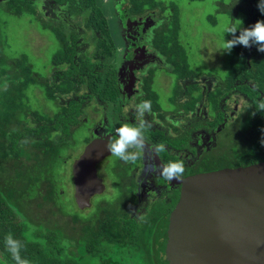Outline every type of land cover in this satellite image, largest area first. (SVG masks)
Segmentation results:
<instances>
[{"label": "trees", "instance_id": "trees-1", "mask_svg": "<svg viewBox=\"0 0 264 264\" xmlns=\"http://www.w3.org/2000/svg\"><path fill=\"white\" fill-rule=\"evenodd\" d=\"M42 1L53 5L54 7H50L55 10L59 9L62 17L59 24L56 21L45 23L47 28L53 30L60 45L59 50L51 58L48 74L45 75L34 70L27 54L18 56L7 54L10 44L4 30L7 22L3 17L5 10L16 17L27 16L30 21L40 20L38 5ZM234 1L238 3L237 7L234 9L233 3H230L226 4L225 10L229 9V14H232V28L237 30L235 35L238 36L240 30L250 28L257 21H264V13L258 9L261 0H232ZM122 7V12L129 18L145 17L157 12L159 8L165 12L168 8L172 10L166 12L171 16L167 24H162L158 20L154 28H151L147 39L151 45L148 48L152 47L159 51L167 56L169 61H176L177 68L174 75L178 82L180 79L194 80L187 86L189 90L186 94L189 95L190 100L195 97L205 98L213 108L218 109L223 99L235 88L244 90L249 95L252 94L254 98L255 108L250 110L239 124L237 138H233L232 142L224 137L214 139L215 142L217 140L216 147L208 151L202 149L200 151L199 146L191 143L190 132L186 139H181L180 136L175 140L176 137L166 132L156 130L157 133H154L150 132V128H146L145 134L151 136L153 140L156 139L158 144H168L177 148H184L186 145L191 156L188 165L183 161L185 166L183 176L263 162L264 112L257 110L259 102L264 101V52L258 51L257 45L249 48L236 45L230 52L228 73L225 78L220 77L223 86L215 90L208 89L207 86L202 87L201 83L195 81L194 78L199 72L193 69L186 46L180 41V33L183 32L180 8L173 4L168 6L164 0H122ZM72 19L77 20L79 24L66 27ZM210 22L214 27L218 24L213 16ZM87 34L89 40L83 38ZM226 38L230 40L233 36L227 34ZM90 42L94 44L92 51L87 49ZM116 48L110 20L100 0H0V157L10 153L14 156L13 160L19 161L22 156L28 159L35 156L37 162L43 166L26 169L23 166L22 172L16 177L18 181L38 186L35 182L38 181V169H40L43 173L40 179L51 183V173L56 174V170L65 163L63 153L71 146L70 142L73 139L77 140L87 128V124L80 122L85 107L96 103L115 109L121 104L119 72L113 61ZM209 74L208 72V76ZM31 88H34L33 91L36 89L35 94L38 92L37 89L43 91L47 102H56V105H50L49 102L45 106L33 105L29 95ZM145 88L148 100L152 98L151 104L157 102L160 104L162 97L147 85ZM194 91L197 95L192 94ZM178 94L183 95L181 85L177 90V96L170 97V101L176 107H183L182 97L178 100L179 105H176ZM34 123L36 126H33ZM77 124L80 126L74 127ZM177 160L180 159L170 157L169 162ZM179 193L180 191L170 202L167 212L176 207L180 199ZM54 197V199L59 198ZM61 205V211L68 214L66 207ZM74 220L77 222L78 217ZM6 229L8 233H4V228H0V248L2 247L4 255L6 254L4 258L9 264H16L5 244L9 234L21 241L23 247L20 256L30 264H128L123 259L124 252L121 246L117 254H114V251L108 254L106 250L110 247L106 242L111 243L113 237H117L114 235L112 239L109 238L118 228L87 226L75 245L68 228L60 227L58 230L46 228L39 232L35 231L33 239L28 237V231L25 232L20 227ZM127 230L132 242H136L133 235L138 237L136 234L138 229L132 225L128 226ZM153 244L155 241L152 245L143 246L149 250L150 263L156 264V248ZM26 250L28 252H25Z\"/></svg>", "mask_w": 264, "mask_h": 264}, {"label": "flooded vegetation", "instance_id": "flooded-vegetation-1", "mask_svg": "<svg viewBox=\"0 0 264 264\" xmlns=\"http://www.w3.org/2000/svg\"><path fill=\"white\" fill-rule=\"evenodd\" d=\"M156 13L157 12H152L145 17L127 18L140 26V30L137 33L139 34L138 38L140 43L138 45L141 47L140 55L151 52L154 56L152 69L155 68L161 72L165 70L166 74H174L177 68L176 61H169L168 57L162 55L159 51L152 49V47L150 49L148 48V46L151 45L147 40L151 28H154L157 22H161L159 19V21L153 19ZM170 17L169 14L165 24L168 23ZM147 22H149V26L146 24ZM145 25L148 26V28ZM140 35L143 38L142 41H140ZM170 56L172 57V55ZM163 63H165V66L162 67ZM168 69H170V71L172 70V72H169ZM145 70H147L146 65L144 67H139L137 72L134 73V76L130 77V83L126 91H124L120 72L118 70L122 93L121 104L115 109H110L109 107H104V105H98L96 103L89 104L90 107H85V113L80 122L87 124V128L82 135L78 136L79 138H77V140L73 139L72 142H70L71 146L67 147L66 151L63 153L65 163H69V169H67V173H69V184L67 187L72 195L71 202L73 206H76L81 212L91 208H95L96 211L91 216L84 218L76 214L74 209H67L69 213L64 214L61 211V204L64 205L65 201H63L64 191L62 190L60 168L56 170V174L51 173V183L50 181L45 182L40 179L43 173L38 169V181L35 182L38 186L34 184L29 185V183L26 184L23 181H18L16 177L22 172L23 166L24 169L27 167L37 168L43 167L42 164L40 165L37 162V157L35 156L30 159L22 156V159L20 160L19 158V161H17L13 160L14 156L9 153L6 156L0 157V228H4V233H8V231H6L8 227H20L25 232L28 231V237L33 239V233L35 231L39 232L46 228L57 230L60 227L63 229L68 228L70 236L74 239L73 244L75 245L83 235V229L87 228V226L95 228L106 227L107 229L110 227L114 229L118 228L114 230V233L109 238L112 239L114 235H117V237H113L114 240L111 241V243L106 242L110 245L109 248H106L108 254H111L112 251H114V254L119 253V248L121 246L122 252L125 253H123V259H125L126 263L152 264L149 261V250L144 246L152 245V242L155 241L153 245L156 248V264H161L158 242L160 224L162 220L175 209L174 207L171 211L167 212L170 202H172L178 191H180L179 194L181 197V180L192 175L182 176L180 180L173 179L169 181L162 177L158 171H150V167L153 165L159 167L160 165L167 164L169 163L170 157H177L185 161L188 165L189 157L191 156L188 148L186 145H184V148H177L166 144V151L156 155L146 147L141 152L140 159L134 164L125 163L117 157H114L107 148L109 141L116 138V130L120 127L115 125L110 128V123H115V121L119 120L123 124L125 123L132 126L139 125L140 121L136 119V107H133L129 103L135 102L137 103L136 105H138L142 101L148 100L145 87L147 85V87L152 88V84L155 83L156 71L153 70L155 73V75H153L149 72L148 74L144 73ZM209 73L208 76V73L199 72V75L194 79L197 83H201L202 87L207 86L208 89L215 90L219 86H223V81H221L220 76H216L211 72ZM170 79V83H172V78ZM193 82L194 80L188 81V79H180L179 81L180 85L186 88V92L179 96L186 98L185 100L181 98L184 105L183 107H176L173 104L161 102L160 104L158 102L151 104V113H145L143 117V119L151 125V127H149L151 130L150 132L157 133L156 130H160L176 137L175 140L180 136H182L181 139H186L190 132L189 137L191 138V143L199 146L200 151L201 149L208 151L212 147H216L215 143L220 137H224L227 141L232 142V139L235 138L236 133H238V126L243 122L245 115L255 108L253 106L254 98L252 94L249 95L244 90L241 91L233 86L235 89L223 99L220 108L217 109L213 108L210 105L211 103L205 98L196 99L195 97L190 100L189 95L186 94L189 90L187 86L189 83L191 84ZM191 90L193 91L194 88ZM157 93L161 96L159 92ZM192 94L197 95V92L194 91ZM161 97H163V95ZM232 100L241 102V107L235 109L234 107L236 106H233ZM94 107H98L99 110L96 111ZM95 117L99 119L96 120L97 118ZM175 122H178L179 126H177ZM33 126H36V123H34ZM77 126H80V124L74 125V127ZM145 136L148 145L158 144L156 139L153 140L150 138L151 136L147 134H145ZM204 137L209 140V145L205 143ZM214 139H217L216 142ZM91 146H93V152L96 156H98V153H100L101 156L103 155V158L96 164V169L104 185V190L102 193L96 194L91 198V206L80 209L75 198L76 189L73 166L75 162L83 156L87 148ZM146 150L148 151L147 155ZM60 156L59 154L58 157ZM110 159L113 160V163L109 161ZM107 162V170L109 173L113 174V181L106 176L108 173L105 174L103 171V164ZM116 187L119 188L120 194ZM115 188L118 191V196L108 197V199L102 201L99 200L106 195L105 193L107 191H111L112 189L114 191ZM54 196H58L59 198L54 199ZM109 199L113 200V204L109 202ZM45 208H47L48 212H44ZM77 217L78 221L76 222L74 218ZM132 225L134 228L138 229V233H136L138 237L136 238L133 235V239L136 242H132V237L128 235V226ZM25 252L28 251L26 250ZM5 255L1 247L0 264L3 262V264H9L8 260L4 258Z\"/></svg>", "mask_w": 264, "mask_h": 264}, {"label": "water", "instance_id": "water-1", "mask_svg": "<svg viewBox=\"0 0 264 264\" xmlns=\"http://www.w3.org/2000/svg\"><path fill=\"white\" fill-rule=\"evenodd\" d=\"M99 141V140H97ZM88 147L74 166L80 209L104 190ZM175 209L161 222V264H264V162L181 180Z\"/></svg>", "mask_w": 264, "mask_h": 264}, {"label": "rangeland", "instance_id": "rangeland-1", "mask_svg": "<svg viewBox=\"0 0 264 264\" xmlns=\"http://www.w3.org/2000/svg\"><path fill=\"white\" fill-rule=\"evenodd\" d=\"M164 1L166 4H168V6L173 4L181 9L180 16L182 19L181 24L183 26V32L181 31L180 33V41L186 46V50L189 55V61L193 69L196 72H211L216 76L225 78L226 74L228 73L230 53L223 50V43L225 40H227L226 35L228 34L225 33V30L232 28V14H229V9L225 10V7L227 6L226 4L233 3L232 6L235 9L238 3L236 4V2H232V0H203L195 2L190 0ZM100 3L102 4L103 9L110 20L112 36L117 47L113 61H115L120 72L124 91L128 90L130 77L134 76V73L137 72L139 67H144L146 65L147 70H145L144 73L148 74L149 72L150 74L155 75L154 71H156L155 83L152 84V89L156 92H159L161 96L163 95L161 98V103H169L172 105L173 103L170 101V97L174 98L175 95L177 96V90L180 85L176 79V76L171 73L166 74L165 70L161 72L158 69H152L154 56L151 52H146V54L140 55L141 47L138 45L140 43L138 38L139 34H137L140 30V26L139 24L130 21L127 16L124 15V12H122V0H100ZM118 5L119 7H117ZM38 6L40 10V12H38V18L40 20L35 19L32 21H30L27 16L16 17L14 15H10L8 11L3 10V17L7 22L4 30L10 44L7 54H9V56H18L23 53L27 54L30 58V62L33 64L34 70L41 75H45L48 74V64H50L51 58H53L60 46L55 34L53 33V30L47 28L45 23H54V21H56L59 24L62 21V17L60 16L61 11L59 9L55 10L51 8L50 6L53 5L48 4L47 2L42 1ZM165 10H167L166 12H172V10L169 8ZM166 12L162 8H159L155 18L153 19H159L162 23H165L167 20L166 18L169 17V14ZM211 16L215 17L218 22L216 27H214V25L210 22ZM73 24H79V22L72 19L70 23L66 24V27L69 28ZM146 24L149 26V22ZM148 26L146 27L148 28ZM83 38H85V40H89V34L85 35ZM142 39L143 38L140 35V41H142ZM93 47L94 44H91L90 42V45L87 49L92 51L94 50ZM163 66H165V63H163L162 67ZM168 71L172 72L170 69H168ZM170 78H172V83H170ZM33 89L34 88H31V91L29 92L33 105L38 106L39 104H44L45 106L48 104L49 101L47 102L44 92H41V90L37 89L38 92L35 94L36 89L34 91ZM32 91L33 93L31 94ZM185 92V86L181 85V93ZM179 95L180 94H178V98L176 97V105H179ZM183 99L185 100L186 98L183 97ZM238 100H232L233 106H236L234 107L235 109L241 107L242 105V103ZM49 103L50 105H56V102ZM129 104H131L133 107H136L137 103L130 102ZM94 108L96 111L99 110L98 107ZM137 117L136 111V119H138ZM98 119L99 118L96 120ZM124 124L117 120L115 123H110L109 127L112 128L115 125L121 127ZM204 139L205 143L209 145V140H207L205 137ZM147 154L148 151L146 150V155ZM109 161L113 163L112 159ZM103 165L104 173H108L106 176L111 178L113 181V174L109 173L107 170L108 162L104 163ZM67 169H69V163H64L60 168L62 190L64 191L63 201H65L64 205L66 209H74V212L83 218L91 216L96 211L95 208L81 212L76 206H73V203L71 202L72 195L69 188L67 187L69 184V173H67ZM116 188L114 191L113 189L111 191H107L105 193L106 195L101 197L99 200L102 201L108 199V197L118 196L117 189L119 190V188ZM109 202L113 204L112 199H109ZM45 211L48 212L47 208L44 209V212Z\"/></svg>", "mask_w": 264, "mask_h": 264}, {"label": "clouds", "instance_id": "clouds-1", "mask_svg": "<svg viewBox=\"0 0 264 264\" xmlns=\"http://www.w3.org/2000/svg\"><path fill=\"white\" fill-rule=\"evenodd\" d=\"M117 7H119V5ZM258 9L261 13H264V0H261L258 4ZM236 32L237 30L235 28H228L225 30V33L232 34L233 38L224 41L223 50L230 53L236 45H242L245 48L257 45V50L264 52V21H257L250 28L240 30L238 36L235 35ZM136 111L140 121L139 125H122L116 130V138L109 141L107 144L110 153L125 163L134 164L140 159V154L146 147L156 155L166 151L163 143L156 145L147 144L145 130L151 127V125L148 124L143 117L145 113H151V101H142L140 104L136 105ZM257 111L264 112V101L259 102ZM175 123L179 126L178 122ZM262 143H264V141H262ZM150 171H158L162 177L169 181L173 179L180 180L184 174L185 166L183 160H177L160 165L159 167L153 165L150 167ZM5 244L16 264H30L28 260L22 259L20 256V251L23 247L20 240L13 238V236L9 234L5 239Z\"/></svg>", "mask_w": 264, "mask_h": 264}]
</instances>
